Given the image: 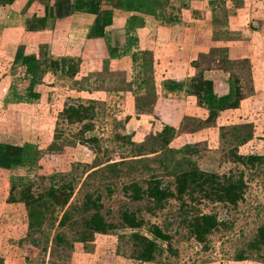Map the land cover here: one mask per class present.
Wrapping results in <instances>:
<instances>
[{
	"label": "rangeland",
	"instance_id": "374dc122",
	"mask_svg": "<svg viewBox=\"0 0 264 264\" xmlns=\"http://www.w3.org/2000/svg\"><path fill=\"white\" fill-rule=\"evenodd\" d=\"M246 5L249 10L227 14L238 29L202 38L181 86L162 73L171 49L163 57L158 47L143 57V90L70 93L63 76L80 72L75 60L60 62L63 76L58 63H50L57 77L39 89L41 110H25L27 94L12 87L0 123L9 128L4 143L21 152L7 164L0 160V264H264V247L253 246L264 227V0ZM12 73V82L29 88L18 65ZM191 80L209 81L210 89L197 96ZM85 82L97 90L117 86L116 79L101 77ZM73 86L81 91V80ZM69 107L83 119L67 121ZM192 170L222 183L240 180L241 200L215 202L193 189L159 208L146 198L130 199V185L144 190L155 179L170 188L177 174ZM51 188L64 193V206L44 197ZM123 211L142 226L124 228ZM94 213L113 229L80 241ZM199 214L218 223L200 244L189 232ZM151 226L167 235L166 244L147 233ZM133 235L156 244L152 261L136 259Z\"/></svg>",
	"mask_w": 264,
	"mask_h": 264
},
{
	"label": "crops",
	"instance_id": "0c3cea01",
	"mask_svg": "<svg viewBox=\"0 0 264 264\" xmlns=\"http://www.w3.org/2000/svg\"><path fill=\"white\" fill-rule=\"evenodd\" d=\"M57 1L60 5L55 9V0H0V106L4 110L12 87L27 94L24 109L41 110L37 101L43 81L57 77V70L66 74L60 62L69 60L77 61L80 71L72 78L62 75L71 84L70 93L143 90V57L154 56L158 47L163 57L171 49V57L164 59L168 69L162 73L181 86L188 80L187 63L202 38L238 29L227 14L249 10V0H241L240 5L238 0ZM51 62L58 63L57 70L49 69ZM15 64L28 89L11 81ZM96 77L116 79L117 86L91 89L85 81ZM79 79L81 91L73 86ZM7 131L6 122L0 123V160L6 164L10 161L3 151Z\"/></svg>",
	"mask_w": 264,
	"mask_h": 264
},
{
	"label": "trees",
	"instance_id": "16d2710c",
	"mask_svg": "<svg viewBox=\"0 0 264 264\" xmlns=\"http://www.w3.org/2000/svg\"><path fill=\"white\" fill-rule=\"evenodd\" d=\"M60 5L55 0V9ZM58 16V14H57ZM210 82L206 80H191V90L195 95H199V91H208L210 89ZM231 106H234L232 104ZM64 116L69 122H76L83 119L82 112L76 108H66ZM4 154L9 158L17 157L21 149L13 144L5 143L3 145ZM254 158H250L252 160ZM197 190L203 194V198L211 201L226 203L234 205L237 201L241 200L243 193V183L240 180L230 181L228 183L220 182L215 175L204 174L197 171L182 172L177 174L172 182L170 188H162L160 182L155 179L147 181L144 190L137 185H130L127 190H130V199L134 201L146 198L153 207L159 208L161 205L170 200H181V198L189 191ZM44 197L49 199L55 206H64L66 204V196L60 189H48L44 193ZM43 198L39 195L35 201ZM34 201V202H35ZM65 214V213H64ZM62 215L59 225L64 219ZM120 222L124 228L138 229L142 226V221L138 220L132 213L123 211L120 214ZM218 226L214 217L205 214H199L191 219L189 224V232L192 239L196 243H203L206 236L209 235ZM84 235L79 238L80 241H86L92 233H104L107 230L113 229V226L104 222V220L97 214L91 215L84 223ZM147 233L155 240L163 243L168 242V237L160 231L156 226H151L147 229ZM139 253L136 257L137 260L142 262L152 261L155 256L156 244L142 235H133ZM253 246L264 247V227H259L256 230ZM252 246V247H253Z\"/></svg>",
	"mask_w": 264,
	"mask_h": 264
}]
</instances>
